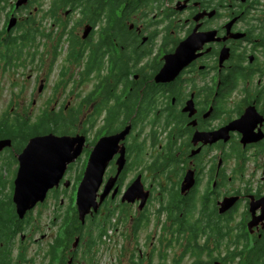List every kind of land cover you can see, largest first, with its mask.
Returning a JSON list of instances; mask_svg holds the SVG:
<instances>
[{
    "label": "flooded vegetation",
    "instance_id": "obj_1",
    "mask_svg": "<svg viewBox=\"0 0 264 264\" xmlns=\"http://www.w3.org/2000/svg\"><path fill=\"white\" fill-rule=\"evenodd\" d=\"M17 23L27 24L26 29L16 32ZM30 31L36 34H26ZM15 33L23 35L18 38L21 54L10 43ZM35 47L38 54L29 51ZM37 58L39 66L30 67L34 82L40 76L30 90L31 107L23 111L21 104L25 83L12 90L9 100L21 115L11 121L28 124L30 132L21 144L14 136L0 138L8 144L0 150V192L8 198L0 202V264H74L76 257L101 264L92 249L111 232L105 230L116 212L125 228L112 233L114 249H106L104 264H264L263 0H0V72L18 68L28 76L25 68ZM51 77L56 84L40 103L41 115L31 120L28 113ZM91 79L94 99L88 101L78 89ZM65 92L68 99H80L77 106L65 104L50 112V119L44 117ZM82 107L88 108L91 135H83L82 154L66 164L46 198L19 218L13 202L18 170L21 163L29 167L37 160H29L24 150L31 138L46 133L33 132V126L65 123L73 127L67 136H79L78 115L63 117L62 111ZM3 118L10 122L11 117ZM123 132L96 203L117 174L118 159L122 169L114 184L108 183L97 210L86 216L92 226L86 247H74V233H79L75 242H81L85 224L76 220L77 186L99 140ZM8 155L12 159L5 161ZM69 181L64 197L72 209L62 219L51 213L53 239L39 246L43 235L33 228V213L40 215L46 199L63 194ZM134 184L141 191L130 196ZM157 186L158 194H165L157 199L162 206L148 215L145 205ZM126 202L136 203L133 217L121 216ZM147 226L152 227L150 240L144 236L140 243L139 233ZM134 243L141 247L136 254L130 251ZM175 245L180 248L176 256ZM37 250L38 263L35 256L29 259Z\"/></svg>",
    "mask_w": 264,
    "mask_h": 264
},
{
    "label": "rangeland",
    "instance_id": "obj_2",
    "mask_svg": "<svg viewBox=\"0 0 264 264\" xmlns=\"http://www.w3.org/2000/svg\"><path fill=\"white\" fill-rule=\"evenodd\" d=\"M12 27H13V24H12L11 28ZM29 51L30 52H35L36 54L39 53V50H37V47H35L34 50L30 49ZM174 62L176 64L177 60L176 61L174 60ZM28 66H29V68L26 67L24 72H29L30 73L31 72L30 71V67L32 68V67H38L39 66V59L37 58V62L35 64H31V62H30V64H28ZM20 73H21V70L18 69V68H16L14 71L12 69H10L9 72H7L5 74L0 72V115L7 116L8 118L11 117L9 119L10 122H5L4 118L2 120H0V124L4 123L2 125L4 129L2 130L0 128V130H1L0 131V138L14 136V137L18 138V140H19L18 144H21L23 141H25L27 134L30 132V127H29L28 124H24L21 121H11L12 119L18 118V117L21 116L19 108L11 107L12 103L9 102V100H12L11 94L14 93L12 90L15 87L19 88L22 83L26 84V96H25V100L21 104L24 105L23 111H28V109L31 107V104L28 101L29 94H31V92H30L31 87L33 85H35L36 81L40 77L39 76L38 79H35V82H34V78H35V75H36L34 70L28 76L27 75L26 76L25 75H21ZM59 75H60V73H57L55 75V77H58ZM25 77H26V80L28 82H24L25 81L24 80ZM53 84L55 85L56 82L51 77V78L48 79V83L46 85V90L43 93L42 99L39 100V101L37 100L36 106L33 109L32 114L28 113V115H30V117H31V120L33 118H35L37 115H41L42 110L40 108V103L42 105L45 104V99H47L50 96V88L52 87ZM92 85H93V80L91 79V81L88 84H86L82 88L78 89V91H79V93H80V95L82 97H88V101L94 99V98L91 97L92 94H90V92L93 90V86ZM65 94H66V92L63 93L61 95V97L50 106V108L46 109V115L44 117L50 119V112L59 111V109L62 108L65 104L68 105V107L70 108L72 106H77V103L80 102V99H74V100L68 99L67 96H64ZM90 97H91V99H90ZM48 110H50V111H48ZM62 112L64 114L63 117L77 114L78 115V122H76L74 124V127L79 129V133H78L79 136H82V137H84L83 135L91 136L90 134L87 133L88 122L87 123L85 122V119L88 117V108L87 107H82V110L80 112H74L73 108L67 109L66 111H62ZM62 119H65V118H62ZM37 123H38L37 129H42V131L46 132L41 137L47 136V135H50V134L54 135V136H57V137H61L60 135L67 136V134L73 133V127H71L69 124H65L64 123L66 125L65 129H60L59 128V126L62 123L58 124L57 125L58 128L60 130L64 131V132H60L59 130H57V132L54 134L53 133V132H55L54 129L52 131H47V130L44 129L45 125H47L48 123H42V122H37ZM50 125H52V123H50ZM95 131H96V129H94L92 132H95ZM36 132H39V130H37ZM65 132H67V133H65ZM59 133H61V134H59ZM124 137H125V135L123 136V138ZM0 142H4V141H0ZM53 142H55V141L52 140L50 144L47 143V145L50 146L49 148L44 149V150H39V152H37V153H35V152L31 153L29 155L28 159L29 160L30 159H34V160L37 159V160L33 161V162H36V163L38 161H45L44 158H43L45 155H43V153L47 152V151H54L55 153L59 154V158H57V160H59L60 158H64V157L71 158V157H73L75 155V158L73 159V161H74L78 156H80L82 154V151L84 150V148L86 146V141H85V138H84V141L81 144V147H80L79 150L77 149V145L78 144H75V146H72L70 148V149H72V151H70V153H64L63 154V152H61L62 148L61 149L60 148L59 149L54 148V143ZM7 145L8 144H5L3 147H0V150L2 148H4L5 146H7ZM45 157L48 159L50 156H45ZM11 159H12L11 155H8V156L4 157L5 161H10ZM232 163H233V161L231 159H228L227 162H226V164H228V165H231ZM29 168L30 169H34V167H32L31 165H30ZM75 168H76V166L74 167L73 171L71 172V177H74L75 173L77 172L75 170ZM38 178H39V175H38ZM129 179H130V173L127 175V180L125 182H127ZM153 184H154V182H153ZM49 190H51V189H49ZM49 190L46 192L45 198H46L47 193L49 192ZM140 191H141L140 187H135L131 192H128L127 194L130 195V196H136V195L139 194ZM158 191H159L158 186H157V188L153 187L152 200L147 205H145V208H146L145 211H146V213L148 215H152L153 213L156 212V210L160 206H162V204L157 203V199L159 197H164L165 194L160 195V194H158ZM68 192L70 193V181L67 184L66 190H63V194H61V195L58 194V197L55 199L56 202H54L55 200H53L51 198H47L46 202L44 203V206L39 211L40 215H38L36 213V211H34V213H33L34 222L37 223V226H34L33 228L36 229L37 234L43 235V239H42V241H41L39 246L48 245L51 242V240L53 239L54 229L51 228L48 225V217L51 215V213L56 211L58 213V215L62 219L61 214L64 213V218H65L66 211L68 212V211H70L72 209L71 208V204L69 203V200H67V197H64V196L68 195ZM15 196L16 195L14 194L13 195V202H14V197ZM155 196H156V199L153 201V198ZM22 198L24 200H26V201H29L30 199H32L31 191L30 190L25 191V193L22 196ZM61 198H63L62 202H60ZM5 199H8V198L4 196V192H0V202L5 203ZM118 199L119 198H117L115 202H118ZM37 203H38V201L35 203V205ZM126 204H128V202H126ZM134 205H136V203L128 204L129 207L126 206L125 209L121 210L122 218L133 217V213H135L137 211V208H133ZM96 210H97V208H96ZM21 211L22 210H18L19 218H23L22 215H21ZM90 211H91V209L87 212L86 216L87 215L90 216ZM239 211H241V209ZM75 214H77L76 220H77V222H79L80 220L78 218L77 209L75 210ZM86 216H85V219H86ZM119 217H120V213L116 212V214L113 215L112 219L110 218V220L108 221L110 227H106L105 232H108V229L111 232H108V234H106V236L104 238H102V236L98 235L97 239L102 238L101 239L102 241L97 246L93 247V249H92V252H94V255H92V258L94 259L95 254H96V257H99V260L101 261V264H104V262L107 261V259H106L107 257H105L106 256V249L108 247H110L111 249H114L113 243H112V237H114V236H113L112 233L113 232H119V231H121V230H123L125 228L123 224H120V225L118 224V221H120ZM85 219H84L83 223L80 222V224H84L85 223L83 225L84 232L82 231L81 242H78V240H77V242H75V240H74V239H78V237H79V233L78 232L74 233V236H73V238H72V240L70 242V244L71 245L73 244L74 247L78 244L77 247L81 248V249H84L86 247V243H87V239H88V236H89V232L92 229V226L89 223V219L90 218L86 219V220ZM114 223H115V225L113 227L117 229L116 231H114L112 229V225ZM127 224H129V221H127ZM95 233H96V231H95ZM151 233H152V227H150V226L144 227V229L139 233V237H141L140 243L143 242L144 236H146L148 238V240H150ZM110 235H111V240L109 241V239H107V237L110 236ZM134 244L135 245H132L133 247L131 248L130 251H133L136 254L137 253V249H139L141 247L136 245V243H134ZM179 252H180V248L175 245L174 248H173L174 256H176ZM34 256H35L36 262L38 263L39 262L38 258L40 257V252L37 250L35 252V254H30L29 255V259H30V257H34ZM79 258H84V257H79ZM89 261L90 260H88V261L79 260L76 257V262H75V258H74V264H88ZM188 262H189V260H186L183 264H186ZM236 263H237V261L235 262V264ZM116 264H121V263H116Z\"/></svg>",
    "mask_w": 264,
    "mask_h": 264
},
{
    "label": "water",
    "instance_id": "obj_3",
    "mask_svg": "<svg viewBox=\"0 0 264 264\" xmlns=\"http://www.w3.org/2000/svg\"><path fill=\"white\" fill-rule=\"evenodd\" d=\"M12 26L9 25V27ZM179 51L176 52L174 56H178ZM168 59L166 65L162 71L164 73L166 69L168 68ZM191 59V58H190ZM189 59V60H190ZM188 60V61H189ZM187 61V62H188ZM166 75V72L164 73ZM126 134V132H123L121 134L112 136L110 138H102L99 140L97 145L95 146V149L93 151L92 157L90 161L88 162V165L84 171L83 177L81 179V182L78 186L77 193H76V205H77V212H78V218L80 222H84L85 216L87 212L90 209H93V211L96 210L98 204L105 198V196L108 194L109 186L108 183L114 184L116 181V178L118 174L120 173L123 162L120 163V159H118L117 164V174L115 175L114 178L109 179L103 192L99 196V203H96V192L98 188L101 185L102 182V177L103 173L105 171V167L107 165V162L112 159L113 155L117 152L116 145L118 141L123 140V136ZM55 141L54 143V148L56 149H61V152L64 153H70L72 149H70L72 146L77 145V149L79 150L81 147V144L84 141V137L82 136H75V137H69V136H61L57 137L54 135H47V136H38L34 137L29 140L27 143L24 153L26 154H31L33 152L37 153L39 150H44L49 148L50 146L47 145V143H51V141ZM113 143L115 144V147L112 148ZM5 145L4 142H0V147H3ZM78 152V151H77ZM43 155L45 156H50L48 159L44 156L45 161H38V165H46L49 166L47 169H40V168H35V169H30L29 167L20 164L19 167V172H18V178L15 182V188H14V194L16 195L14 197V200L19 207L18 210H22L21 214L24 213L26 210H29L32 208L35 203L42 202L45 198L46 192L49 189H52L53 187H56L59 180L61 179L66 164L71 162L74 158L75 155L71 158L69 157H64L59 158V154L55 153L54 151H47L44 152ZM32 167H35V162L32 163ZM39 175V178H38ZM35 179L37 182L36 187H32L30 184V181ZM137 187L135 184L133 185V189ZM30 190L32 199L29 201H26L22 198L24 195L25 191ZM33 191V192H32ZM19 200H24V201H19ZM21 206V207H20ZM17 210V211H18Z\"/></svg>",
    "mask_w": 264,
    "mask_h": 264
},
{
    "label": "trees",
    "instance_id": "obj_4",
    "mask_svg": "<svg viewBox=\"0 0 264 264\" xmlns=\"http://www.w3.org/2000/svg\"><path fill=\"white\" fill-rule=\"evenodd\" d=\"M86 14L88 15L89 13L86 12ZM92 14H93V12H92ZM12 24H13V23H12ZM9 25H10V23H9ZM26 26H27V24H24V23H17V24H16V27H15L16 32H20V31L26 29ZM26 34H29V35H35L36 32H35V31H30V32H28V33H26ZM21 36H23L22 33H20V34L15 33V34L13 35V37L11 38V42H10V43H11V44H16V45L14 46V48H13V52H14V53L21 54V52H22V50L20 49V48H21V42L18 43V38L21 37ZM37 126H38V125L33 126V131H34L35 133H38V132H36L37 130H39V132L42 131V129H37ZM65 126H66V125H65L64 123H62V124L59 126V128H60V129H65ZM59 128H58V126H57L56 123H52V125H50V123H48V124L45 125V127H44V129L47 130V131H52V130L54 129L55 132H57V130L62 131V130H60ZM31 130H32V128H31ZM0 131H1V130H0Z\"/></svg>",
    "mask_w": 264,
    "mask_h": 264
},
{
    "label": "bare ground",
    "instance_id": "obj_5",
    "mask_svg": "<svg viewBox=\"0 0 264 264\" xmlns=\"http://www.w3.org/2000/svg\"><path fill=\"white\" fill-rule=\"evenodd\" d=\"M49 166H50V165H49ZM49 166H46V165H40V166H38L37 168H40V169H43V168H44V169H47ZM34 169H35V168H34ZM36 183H37V182L35 181V179H33V180L30 181V184H31L32 187H36L37 185L40 184V183H39V184H36ZM19 201H24V200H19ZM14 203H15L16 208H17V210H18L19 207L17 206L15 200H14ZM34 206H35V205H34ZM34 206H33V207H34ZM20 207H21V206H20ZM33 207H32V208H33ZM30 209H31V208H30Z\"/></svg>",
    "mask_w": 264,
    "mask_h": 264
},
{
    "label": "clouds",
    "instance_id": "obj_6",
    "mask_svg": "<svg viewBox=\"0 0 264 264\" xmlns=\"http://www.w3.org/2000/svg\"><path fill=\"white\" fill-rule=\"evenodd\" d=\"M36 137H38V136H36ZM34 138V137H33ZM32 139V138H31ZM45 199V198H44ZM39 203V202H38ZM80 222V221H79Z\"/></svg>",
    "mask_w": 264,
    "mask_h": 264
}]
</instances>
